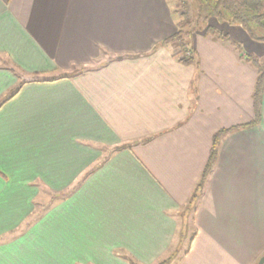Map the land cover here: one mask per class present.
<instances>
[{"label": "crops", "instance_id": "0c3cea01", "mask_svg": "<svg viewBox=\"0 0 264 264\" xmlns=\"http://www.w3.org/2000/svg\"><path fill=\"white\" fill-rule=\"evenodd\" d=\"M177 20L171 0H0V264L165 259L221 129L175 264L264 253V90L253 123L242 56L264 42L210 19L230 40L195 30L182 64Z\"/></svg>", "mask_w": 264, "mask_h": 264}, {"label": "trees", "instance_id": "16d2710c", "mask_svg": "<svg viewBox=\"0 0 264 264\" xmlns=\"http://www.w3.org/2000/svg\"><path fill=\"white\" fill-rule=\"evenodd\" d=\"M174 6L177 8L174 9V13L178 16L177 31L168 39H165L163 43H177L181 51V55L178 60L182 64L196 65L195 51L185 40L189 34L195 31V29H193L191 8L187 0H176ZM211 13L214 14L216 20L225 21L230 24H238L250 36V38L259 42H264V0H215ZM255 28L259 29L258 34L255 32ZM204 32L208 34H216L223 40H230L226 35L218 33L215 28L209 25L204 27ZM231 42L239 49V46L235 42ZM242 56L243 59L250 63L257 71L251 94L255 115L253 123H255L260 119L261 96L264 90V57L259 58L250 54H243ZM228 131H230V129H221L213 135L209 156L201 173L200 179L194 187V192L190 201L180 214L182 220L187 219V216H190L193 224V214L196 209L197 202L195 199L198 197L197 195L202 192L203 186L216 158L218 140L222 134ZM189 211L190 213L187 214ZM184 227H186L185 224ZM182 231L183 230L180 231L181 236L182 233L184 234V231ZM195 234L196 229L194 228L191 237L188 239V245L183 254L187 252L189 244ZM177 242L178 245L182 244L180 240ZM173 254L169 255L165 260H171L173 258ZM166 261H161L159 264H164Z\"/></svg>", "mask_w": 264, "mask_h": 264}, {"label": "rangeland", "instance_id": "374dc122", "mask_svg": "<svg viewBox=\"0 0 264 264\" xmlns=\"http://www.w3.org/2000/svg\"><path fill=\"white\" fill-rule=\"evenodd\" d=\"M189 3V6L191 8V17L193 21V29L198 30L201 29L209 24L210 19H212L211 22L215 21L214 14L211 13L213 3L215 0H187ZM172 5L174 9H177L174 4L176 3V0H171ZM219 22V21H218ZM255 32L258 34L259 29L255 28ZM191 211V210H190ZM190 211L187 213L189 214ZM192 215V214H191ZM180 231L183 230L184 234L182 233V236L180 237V241L182 242L181 245H178V239L175 240V242L172 244V247L166 256V258L169 255H172L173 258L171 260L166 261L165 259L159 260L156 264H159L161 261H166L164 264H175L176 258L182 255L184 250L187 247V242L189 237H191L193 232V224L191 222L190 216H187V219H183L181 221ZM184 224L186 227H184ZM182 231V232H183ZM181 233V232H180Z\"/></svg>", "mask_w": 264, "mask_h": 264}, {"label": "water", "instance_id": "95a60500", "mask_svg": "<svg viewBox=\"0 0 264 264\" xmlns=\"http://www.w3.org/2000/svg\"><path fill=\"white\" fill-rule=\"evenodd\" d=\"M255 264H264V253L259 257Z\"/></svg>", "mask_w": 264, "mask_h": 264}]
</instances>
